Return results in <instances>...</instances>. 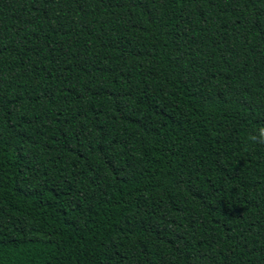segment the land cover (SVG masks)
<instances>
[{"label":"trees","instance_id":"trees-1","mask_svg":"<svg viewBox=\"0 0 264 264\" xmlns=\"http://www.w3.org/2000/svg\"><path fill=\"white\" fill-rule=\"evenodd\" d=\"M264 0H0V264H264Z\"/></svg>","mask_w":264,"mask_h":264},{"label":"clouds","instance_id":"clouds-1","mask_svg":"<svg viewBox=\"0 0 264 264\" xmlns=\"http://www.w3.org/2000/svg\"><path fill=\"white\" fill-rule=\"evenodd\" d=\"M249 144H264V127L258 129V131L249 136Z\"/></svg>","mask_w":264,"mask_h":264}]
</instances>
